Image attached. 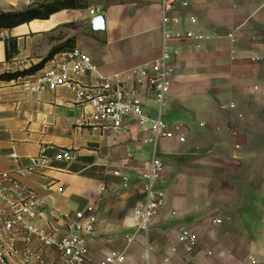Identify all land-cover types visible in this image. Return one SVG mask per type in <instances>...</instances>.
Instances as JSON below:
<instances>
[{
  "label": "crops",
  "instance_id": "crops-1",
  "mask_svg": "<svg viewBox=\"0 0 264 264\" xmlns=\"http://www.w3.org/2000/svg\"><path fill=\"white\" fill-rule=\"evenodd\" d=\"M49 1L0 0V11ZM184 1L173 13L178 24L172 30L211 39L170 43L175 72L163 110L170 136L158 145L165 166L157 184L163 207L147 234L138 231L134 212L145 201L143 176L153 151L146 143L149 127L126 119L122 129L103 131L89 122L92 108L77 103L67 86L25 90L67 52L31 75L0 82V174L12 173L34 189L45 217L50 209L70 219L94 210L97 223L84 264H100L112 252L124 255L123 264H146L147 244L152 264H264V0ZM77 2L85 7L8 29L0 39V74L28 70L74 40L97 70L76 78L80 85L118 76L155 117L147 78L162 55L160 1ZM92 9L99 12L92 16ZM100 15L103 28L94 30ZM9 39L17 45L11 60ZM36 158L45 164L31 170ZM182 230L196 240L191 252L179 238ZM39 245L34 239L27 247ZM44 262L64 264L55 248L46 250Z\"/></svg>",
  "mask_w": 264,
  "mask_h": 264
},
{
  "label": "built area",
  "instance_id": "built-area-1",
  "mask_svg": "<svg viewBox=\"0 0 264 264\" xmlns=\"http://www.w3.org/2000/svg\"><path fill=\"white\" fill-rule=\"evenodd\" d=\"M159 1L162 55L153 65L155 74L147 78L148 88L154 96L157 111L155 117L146 113L142 96L127 89L118 76H99V84L96 86L80 85L76 78L87 73H97V70L89 57L77 48L63 54L52 69L38 73L33 81L24 84L25 90L32 92L54 91L67 86L75 93L77 103L92 108L89 122L96 124L103 131L122 129L126 119L133 120L138 126L149 127L150 136L146 143L153 151L143 176L145 201L134 212L139 220L138 231L145 234L149 232L151 221L163 207V196L157 190V184L165 166L158 153V145L162 139L170 136L163 120V110L175 72L171 61L170 43L211 39L193 31L183 33L172 30L171 27L178 24V19L173 15L174 11L179 5L186 6L187 3L184 0ZM98 12L92 9L90 15ZM7 36V30L0 32V39ZM179 141L185 142L183 135H180ZM63 158L68 160V153H65ZM44 164L45 160L36 158L32 160L31 170ZM0 204L5 206L0 209V264H46L44 257L49 248L57 250L64 264L85 263L88 238L94 233L97 223L92 208H88L86 212H76L73 219H70L68 214L54 209L48 210L45 217L41 210L43 203L39 194L12 173L0 174ZM64 220L66 222L62 225ZM215 223L220 224L221 221L217 220ZM179 238L186 243V250L191 252L196 244L195 238L185 230L181 231ZM34 239H39L40 245L36 250H31L27 246ZM20 243L26 246L25 249H18ZM152 251V246L147 244L143 252L146 264H152ZM124 261L122 253L112 252L100 264H123Z\"/></svg>",
  "mask_w": 264,
  "mask_h": 264
},
{
  "label": "trees",
  "instance_id": "trees-1",
  "mask_svg": "<svg viewBox=\"0 0 264 264\" xmlns=\"http://www.w3.org/2000/svg\"><path fill=\"white\" fill-rule=\"evenodd\" d=\"M85 6L79 4L77 0H53L44 2L26 9L14 12L0 11V32L2 30L13 29L23 24H28L34 20H47L53 14L68 9H79ZM7 60H11L17 54L16 40L9 39L5 41ZM74 48V40H68L63 45L53 49L51 53L38 65L32 66L28 70L17 71L14 73L0 74V82H11L18 78L31 75L41 70L44 65L50 61L57 53H65Z\"/></svg>",
  "mask_w": 264,
  "mask_h": 264
},
{
  "label": "water",
  "instance_id": "water-1",
  "mask_svg": "<svg viewBox=\"0 0 264 264\" xmlns=\"http://www.w3.org/2000/svg\"><path fill=\"white\" fill-rule=\"evenodd\" d=\"M104 17L102 15L97 16L92 21V27L94 30H101L103 28Z\"/></svg>",
  "mask_w": 264,
  "mask_h": 264
}]
</instances>
